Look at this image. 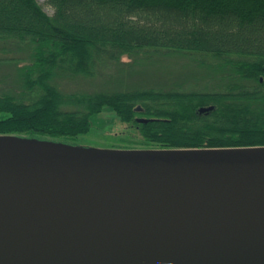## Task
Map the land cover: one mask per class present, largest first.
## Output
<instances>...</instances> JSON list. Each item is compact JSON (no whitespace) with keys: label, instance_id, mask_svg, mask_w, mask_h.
I'll use <instances>...</instances> for the list:
<instances>
[{"label":"trees","instance_id":"obj_1","mask_svg":"<svg viewBox=\"0 0 264 264\" xmlns=\"http://www.w3.org/2000/svg\"><path fill=\"white\" fill-rule=\"evenodd\" d=\"M45 2L52 15L37 0H0V64L16 53L26 63L18 92L0 94V136L89 148L76 138L108 108L155 149L264 147V0ZM142 54L193 59L206 82L163 89L106 80L91 93L58 85L115 78L124 58Z\"/></svg>","mask_w":264,"mask_h":264},{"label":"water","instance_id":"obj_2","mask_svg":"<svg viewBox=\"0 0 264 264\" xmlns=\"http://www.w3.org/2000/svg\"><path fill=\"white\" fill-rule=\"evenodd\" d=\"M0 137L61 147L0 153V264H264V147Z\"/></svg>","mask_w":264,"mask_h":264},{"label":"rangeland","instance_id":"obj_3","mask_svg":"<svg viewBox=\"0 0 264 264\" xmlns=\"http://www.w3.org/2000/svg\"><path fill=\"white\" fill-rule=\"evenodd\" d=\"M37 1L48 15H52L53 9L48 6L45 0ZM21 56L20 53L7 56L20 58L13 64H0V94L6 91L18 92L19 83L16 70L26 64L25 61H21ZM123 63L121 68L124 72L117 73L115 78L107 73L96 79L61 78L58 80V85L65 92L91 93L104 89L106 80L107 84L117 81L134 86L141 83L145 86L163 87V89L177 85L195 89L206 82L200 80L203 79L204 71L195 66L193 59L187 60L179 56L142 54L135 56L133 59L124 58ZM129 64L130 66H128ZM113 70L115 71V69ZM115 87L114 85L113 88ZM105 88H108V86L106 85ZM91 124V131L87 135L76 138L78 145L104 150H158L142 141L137 132L132 130V127L120 123L113 111L108 108H105L100 114L93 115Z\"/></svg>","mask_w":264,"mask_h":264},{"label":"bare ground","instance_id":"obj_4","mask_svg":"<svg viewBox=\"0 0 264 264\" xmlns=\"http://www.w3.org/2000/svg\"><path fill=\"white\" fill-rule=\"evenodd\" d=\"M60 148L61 147L53 146V145L18 141L16 139H11V138L7 139L5 137H0V153H7V152L41 153V152H52L55 150H61Z\"/></svg>","mask_w":264,"mask_h":264}]
</instances>
